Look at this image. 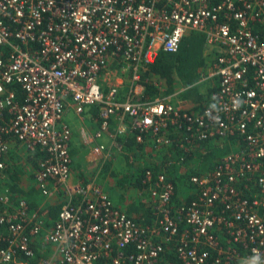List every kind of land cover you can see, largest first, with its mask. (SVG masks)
Segmentation results:
<instances>
[{
	"label": "built area",
	"instance_id": "built-area-1",
	"mask_svg": "<svg viewBox=\"0 0 264 264\" xmlns=\"http://www.w3.org/2000/svg\"><path fill=\"white\" fill-rule=\"evenodd\" d=\"M190 32L205 36L211 61L192 86L148 99L150 64ZM206 80L201 104L182 106ZM68 111L96 117L93 151L104 162L117 163L123 147L99 142L117 121L116 134L151 143L140 189L151 222L101 183H72ZM214 138L231 152L191 170ZM14 140L41 151L40 194L64 198L46 235L52 255L40 257L50 206L32 214L20 198L11 210L0 191V264H264V0H0V179ZM181 168L190 171L174 182ZM184 179L190 195L178 199Z\"/></svg>",
	"mask_w": 264,
	"mask_h": 264
},
{
	"label": "rangeland",
	"instance_id": "rangeland-1",
	"mask_svg": "<svg viewBox=\"0 0 264 264\" xmlns=\"http://www.w3.org/2000/svg\"><path fill=\"white\" fill-rule=\"evenodd\" d=\"M206 55L208 59L211 61L210 49H206ZM150 77V76H149ZM144 84L149 81L148 76L144 75ZM211 81L206 80L205 82H201L197 87L200 90L204 97H206L205 92L210 86ZM185 86L181 81H177L174 88H180ZM147 95V94H146ZM148 99H153L157 96L154 92L150 91ZM205 99V98H203ZM95 117V116H94ZM96 119V117H95ZM97 120V119H96ZM92 124L88 128L79 127L81 129V133L79 134V138L76 141V145H73V140L71 142V151L74 157L73 162V174L76 175V179L72 183H88L90 181H96L101 183L109 189L112 197H114L115 201L126 211L128 212V207L132 204H138L141 201L145 200V198L140 194L139 188L134 186L133 183L126 182L124 179H131L136 175L137 171L142 166H148L150 163L147 160V157H150L151 154V143H146L145 145H136L132 143L131 146V137L132 132L123 134H116L118 130V121L115 122L112 128L109 130V135L102 137L99 142L106 141L111 143L113 139H116V142L122 144L123 147L120 150L119 158L117 163L104 162L103 159L98 155H91L93 153V147L96 145V141L93 138L94 132L97 131L98 122L96 124L94 118L91 119ZM78 128V127H77ZM76 129V133L79 129ZM96 130V131H95ZM77 136L72 129V137ZM114 135V136H113ZM110 137V140L109 138ZM135 142V141H134ZM12 150L7 157V168L3 174V177L0 179V191L8 190L11 193V197L15 198L17 193H13L11 190V184L13 183L12 176L14 174L19 175L18 182L21 183L28 189H32L37 186L35 181V173L38 169V160L32 161L30 155L25 148L24 145L14 140L12 143ZM131 147H133L131 149ZM139 150L135 152L134 150ZM113 150H115V146L113 144ZM78 152V153H77ZM37 163V164H36ZM197 162L191 163L190 165H197ZM122 185L120 186V183ZM37 191V190H36ZM34 191L30 194L29 198H24L29 202L31 213H38L39 215L43 214L49 206L59 205V201L64 198L63 193H55L51 197H43L40 194V191ZM177 198H185L190 195V188L187 182V179H184L181 183L178 184L177 187ZM15 196V197H14ZM19 197L18 199H20ZM17 199V200H18ZM13 200V199H12ZM17 201L13 200V204L11 210H15ZM10 207V206H9ZM7 207L6 209H8ZM56 217L46 214V225L44 226L41 233L35 240V247L40 257L51 256L53 249L49 243H47L46 235L48 230L52 227L53 222Z\"/></svg>",
	"mask_w": 264,
	"mask_h": 264
},
{
	"label": "trees",
	"instance_id": "trees-1",
	"mask_svg": "<svg viewBox=\"0 0 264 264\" xmlns=\"http://www.w3.org/2000/svg\"><path fill=\"white\" fill-rule=\"evenodd\" d=\"M205 47V36L198 32H190L183 38L178 52L168 53L160 51L155 60L150 64V69L147 72L149 81L146 83L148 90L146 94L149 95L150 91L157 95L171 92L177 81H181L182 84L186 86H192L198 79L199 71L207 67L206 61L208 62V57L205 56ZM157 83L159 85H157ZM201 100L202 95L199 93V90L192 87L185 92L182 106L186 109L193 110L201 104ZM132 143L134 144L133 138L131 139V146ZM231 143L232 142H229L227 139L222 138H214L201 143L196 153L199 164L197 166L189 165L192 167L191 170L200 172L212 167L222 156L231 152ZM38 153H41L39 149L33 153L37 155H32L33 157H30V159L32 161H34V159L38 160L41 156ZM185 169L186 168H181L171 172V175H175V178H172V180L174 182H179L183 177H186L190 170L187 169L184 173ZM142 170L143 167H141L130 180L125 178L124 180L127 181L123 182V184L131 182L130 184L133 183V185L137 186L140 190ZM12 180L13 183L10 188L13 193H17V196H14L15 198L12 197L14 201H17L19 197L27 199L30 197V194L39 190L37 186L32 189L23 186L18 182L19 175L17 176V174L12 176ZM121 185L122 182L120 183V186ZM49 208V215L57 217L60 206L52 205ZM151 211V203L147 200H143L138 204H132L128 207V213L134 217L135 220L143 224L151 222Z\"/></svg>",
	"mask_w": 264,
	"mask_h": 264
},
{
	"label": "crops",
	"instance_id": "crops-1",
	"mask_svg": "<svg viewBox=\"0 0 264 264\" xmlns=\"http://www.w3.org/2000/svg\"><path fill=\"white\" fill-rule=\"evenodd\" d=\"M147 87H145V93H147ZM94 118L96 124H97V120L95 119V117L93 115H91L90 113L89 114H86L84 117H79V116H75L73 114L72 111H68L66 113V115L64 116V121L67 122L73 129V131L75 132V134L77 136L74 135V137H72L71 139V142L73 140V145L75 146L76 145V141L78 140L79 138V134L81 133V129H79V127H82L83 128H88L90 126V124H92L91 122V119ZM78 127V128H77ZM79 129V131L76 133V129ZM96 131V130H95ZM95 133V132H94ZM109 138V137H108ZM110 140V138H109ZM93 153H91V155L94 154V151H92ZM78 153V152H77ZM96 155V154H95ZM147 160L150 162V157H147ZM76 175H73L72 177V181H74V179H76ZM117 203V202H116ZM118 204V203H117ZM119 205V204H118Z\"/></svg>",
	"mask_w": 264,
	"mask_h": 264
}]
</instances>
